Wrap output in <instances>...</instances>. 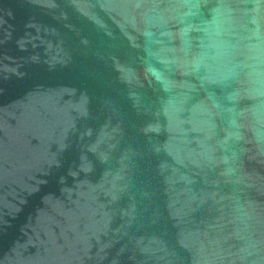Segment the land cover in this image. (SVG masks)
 <instances>
[{
    "label": "water",
    "instance_id": "1",
    "mask_svg": "<svg viewBox=\"0 0 264 264\" xmlns=\"http://www.w3.org/2000/svg\"><path fill=\"white\" fill-rule=\"evenodd\" d=\"M0 264H264V0H0Z\"/></svg>",
    "mask_w": 264,
    "mask_h": 264
}]
</instances>
